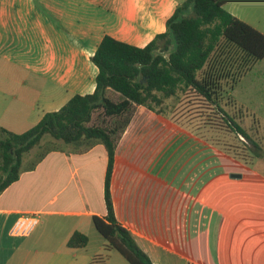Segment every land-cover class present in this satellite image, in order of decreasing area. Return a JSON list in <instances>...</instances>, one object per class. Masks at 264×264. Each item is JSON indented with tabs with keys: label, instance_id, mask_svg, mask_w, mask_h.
Segmentation results:
<instances>
[{
	"label": "crops",
	"instance_id": "1",
	"mask_svg": "<svg viewBox=\"0 0 264 264\" xmlns=\"http://www.w3.org/2000/svg\"><path fill=\"white\" fill-rule=\"evenodd\" d=\"M182 1L0 0V126L21 133L73 95L92 93L90 58L102 37L144 46ZM224 8L264 34V0H226ZM253 86L264 89V59L231 95L250 109L243 91ZM172 117L134 107L110 182L117 220L153 264H264V150L244 163L212 144L211 131ZM42 144L51 148L33 166L40 152L29 162L26 153L19 178L0 193V264H91L92 246L104 243L93 216L106 213V150L51 137ZM34 212L29 235L9 234L20 214ZM75 231L86 245H67ZM110 250L109 263L130 264Z\"/></svg>",
	"mask_w": 264,
	"mask_h": 264
},
{
	"label": "trees",
	"instance_id": "2",
	"mask_svg": "<svg viewBox=\"0 0 264 264\" xmlns=\"http://www.w3.org/2000/svg\"><path fill=\"white\" fill-rule=\"evenodd\" d=\"M225 2L183 0L167 18L166 30L144 46L104 35L90 58L98 69L92 93L73 95L21 133L0 126V193L19 178L24 155L45 136L76 147L101 143L107 155L106 213L93 216V223L105 240L104 250H117L130 264H153L117 220L110 193L116 145L136 105L165 115L169 114V99L197 100L209 112L210 129H224L234 139L241 138V145L220 143L217 138L211 139L212 144L244 163H251L250 157L262 158L264 124L239 104L231 91L264 58V34L227 11ZM110 92L117 93L119 99ZM100 109L103 118L92 122V114ZM104 117L111 119L106 122ZM182 125L195 131L201 128L185 122ZM50 148L44 146L31 166ZM87 242L86 234L75 231L67 245L80 247ZM91 264L104 263L98 255Z\"/></svg>",
	"mask_w": 264,
	"mask_h": 264
},
{
	"label": "rangeland",
	"instance_id": "3",
	"mask_svg": "<svg viewBox=\"0 0 264 264\" xmlns=\"http://www.w3.org/2000/svg\"><path fill=\"white\" fill-rule=\"evenodd\" d=\"M252 88H253L252 91H249V92L243 91V95L249 98L250 100L249 102H251V107H249L250 108L249 110L255 112L256 116L260 119L261 124H264V121H263L264 120V89L260 86L259 87L253 86ZM112 97L116 100L119 99V95L115 93L112 94ZM177 100L179 101L178 103H177ZM167 102L169 105V111L167 110L168 113L170 115H173V117H175L177 120L181 121V123L185 122L186 125L187 124H190V125L197 124V126L201 127L200 130L204 129L205 131H208V130L211 131V136H210L211 139L217 138L219 139L220 143L241 145V138L234 139V135L232 133L231 134L229 133L228 135V133H226L224 129L219 130L220 132L218 131L215 132L213 129H210L211 127L208 123L209 112L204 104H200V103L197 104V102L199 101L192 100L187 97H182L180 100L179 99H176V100L169 99L167 100ZM98 111L100 110H96L94 112V117H93L94 122L96 123H99L102 119L101 113ZM104 119L106 120V122H108L110 121L111 118L104 117ZM231 137H233V140H232L233 142H230ZM46 138H49V137L45 136L41 140V142L32 149V151L30 152L27 158L29 159L28 162L31 159H33L37 155L38 152H41L44 149L45 145L42 143L46 140ZM247 159L248 161L253 160L251 159V157ZM104 244H105V240L102 245L96 243L92 247L93 249L96 250L94 257H97L99 255V257H101V259L103 260V263L108 264L110 261L109 255H110L111 250H107V249L104 250L105 249ZM98 247L102 248V250L98 251L99 250L97 249ZM109 264H117V263H115V261L114 262L111 261Z\"/></svg>",
	"mask_w": 264,
	"mask_h": 264
},
{
	"label": "built area",
	"instance_id": "4",
	"mask_svg": "<svg viewBox=\"0 0 264 264\" xmlns=\"http://www.w3.org/2000/svg\"><path fill=\"white\" fill-rule=\"evenodd\" d=\"M39 223L38 213H22L9 228V234L14 237L29 235Z\"/></svg>",
	"mask_w": 264,
	"mask_h": 264
},
{
	"label": "water",
	"instance_id": "5",
	"mask_svg": "<svg viewBox=\"0 0 264 264\" xmlns=\"http://www.w3.org/2000/svg\"><path fill=\"white\" fill-rule=\"evenodd\" d=\"M231 176H232V177H239L240 174H234V173H232Z\"/></svg>",
	"mask_w": 264,
	"mask_h": 264
}]
</instances>
